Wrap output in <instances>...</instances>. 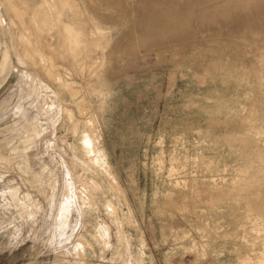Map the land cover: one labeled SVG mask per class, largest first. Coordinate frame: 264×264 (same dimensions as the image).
Listing matches in <instances>:
<instances>
[{
	"label": "rangeland",
	"instance_id": "374dc122",
	"mask_svg": "<svg viewBox=\"0 0 264 264\" xmlns=\"http://www.w3.org/2000/svg\"><path fill=\"white\" fill-rule=\"evenodd\" d=\"M0 264H264V0H0Z\"/></svg>",
	"mask_w": 264,
	"mask_h": 264
},
{
	"label": "bare ground",
	"instance_id": "6f19581e",
	"mask_svg": "<svg viewBox=\"0 0 264 264\" xmlns=\"http://www.w3.org/2000/svg\"><path fill=\"white\" fill-rule=\"evenodd\" d=\"M244 15H245V14H244L243 12H240V13L237 14V17H238V18H244Z\"/></svg>",
	"mask_w": 264,
	"mask_h": 264
}]
</instances>
